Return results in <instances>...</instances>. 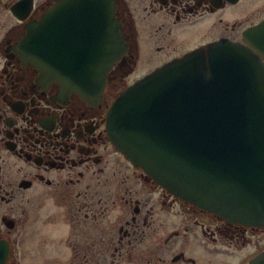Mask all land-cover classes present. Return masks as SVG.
Listing matches in <instances>:
<instances>
[{"label":"flooded vegetation","instance_id":"af4514ba","mask_svg":"<svg viewBox=\"0 0 264 264\" xmlns=\"http://www.w3.org/2000/svg\"><path fill=\"white\" fill-rule=\"evenodd\" d=\"M34 26L51 35V71L25 47ZM221 41L264 65V0H0V264H233L235 253L245 264L264 248V227L175 196L107 129L130 86ZM92 59L114 62L86 95L75 76L91 75Z\"/></svg>","mask_w":264,"mask_h":264},{"label":"water","instance_id":"95a60500","mask_svg":"<svg viewBox=\"0 0 264 264\" xmlns=\"http://www.w3.org/2000/svg\"><path fill=\"white\" fill-rule=\"evenodd\" d=\"M103 14L110 44L117 23L111 10ZM25 44L53 69L50 34L41 38L34 26ZM113 62L93 59L103 75H76L75 84L101 93ZM107 127L119 151L175 196L264 226V65L249 48L219 42L159 68L120 95ZM247 264H264V250Z\"/></svg>","mask_w":264,"mask_h":264},{"label":"rangeland","instance_id":"374dc122","mask_svg":"<svg viewBox=\"0 0 264 264\" xmlns=\"http://www.w3.org/2000/svg\"><path fill=\"white\" fill-rule=\"evenodd\" d=\"M134 77H136V75L134 76ZM132 79H133V77H132ZM48 206V208H50V205H47ZM52 211V210H51ZM34 239H35V237H34ZM255 239H257V238H255ZM256 241V240H255ZM35 242H36V240H31V241H29L28 243L30 244V245H33V246H35L36 244H35ZM151 244H153V241L151 242ZM52 245V242H50V244H49V246L46 248V246H45V241H44V245L42 246V247H40V249H41V251H43L42 252V254L45 256V252H47V251H51L52 252V249H53V246H51ZM141 248V247H140ZM191 250H193V251H197L196 249H194V248H192ZM259 249L257 248V246L255 245V244H253V245H251V246H249L248 248H247V250H246V254L247 253H251V255H253L254 253H256L257 251H258ZM197 254H201V252L200 251H197L196 252ZM48 255H50V253H47ZM30 255H33V254H30ZM243 255H241V257H242ZM34 259L36 260V257H34ZM229 260H231L232 262L231 263H233V264H237L238 263V261H239V257L237 256V254L235 253V256H232V257H229Z\"/></svg>","mask_w":264,"mask_h":264}]
</instances>
